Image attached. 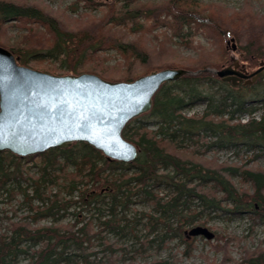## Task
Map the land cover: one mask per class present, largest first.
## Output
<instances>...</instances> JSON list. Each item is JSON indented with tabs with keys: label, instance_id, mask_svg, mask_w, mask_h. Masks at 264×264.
Masks as SVG:
<instances>
[{
	"label": "trees",
	"instance_id": "1",
	"mask_svg": "<svg viewBox=\"0 0 264 264\" xmlns=\"http://www.w3.org/2000/svg\"><path fill=\"white\" fill-rule=\"evenodd\" d=\"M77 1L89 8L102 7V16L90 20L82 29H73L62 26L56 17L35 5L0 0V45L11 51L23 66L34 68L38 63L51 62L57 64L53 69L57 74L90 72L106 79L112 74L108 75L98 62L103 59L102 53L114 50L124 61L122 66H117L124 70L119 76L122 82H131L155 68L141 74L135 71L136 65L149 64L151 52L146 46H140L137 38L117 34L121 30H127L132 36L164 28L162 33L169 30L172 37L192 46V34L206 27L208 32H228L243 54L241 61L248 62L249 66L255 67L259 60H264V16L248 6L233 11L231 19L224 16V11L219 15L225 18L214 19L215 14L204 17L203 0ZM74 5L73 11L78 7ZM228 21L235 28L221 30ZM16 23L29 25V35L11 43L6 31L8 25ZM32 27L42 28L48 34L37 46L30 45L32 38L39 39ZM177 63L197 74L162 85L153 98L151 110L125 126L123 137L140 149L133 162L107 160L84 143H74L67 149L51 148L28 157L0 153V201H10L20 195V204L25 205L29 213L17 221L6 217L7 225L0 232V264H20L23 260L25 264H124V256L95 260L91 247L95 239H102L101 233L106 229L118 235L127 233L126 216L116 219V212L127 210L133 197L141 194L153 203V214H139L138 220L147 219L144 224L147 233L162 231L158 233L161 235L158 247L165 239L179 238L183 227L194 223L206 210H219L231 217L247 214L252 226L264 222V168H247L244 164L209 167L198 159L172 155L167 149L168 146L182 151L190 149L192 154H198L216 147V150H230L234 154L242 150L264 153V111L259 119L231 122L236 114L254 113L255 103H264V75L252 85H230L204 72L213 66L210 59ZM169 65L173 66L172 63L165 66ZM204 85L213 91L209 92ZM199 101L206 102L202 115L182 114L185 106ZM147 119H152L157 128L149 129ZM232 177L248 186L250 192L247 187L238 188ZM101 183L106 188L105 193H102L103 188L98 192L90 190ZM158 186L168 192L164 196L154 194ZM193 200L201 207L200 211L190 208ZM82 207L97 213L95 232L92 217L87 221L79 218ZM105 208L109 216L101 220ZM67 215L74 217L72 224L60 225L58 222ZM44 220L51 223L39 224ZM172 221L179 223L173 226ZM206 223L204 220L201 224ZM152 242L154 240L149 241ZM147 243L141 242L140 249ZM186 244L185 253L189 255L193 242ZM221 249L224 258L220 264H264L262 249L244 250L239 261L230 258L225 245L218 244L216 251Z\"/></svg>",
	"mask_w": 264,
	"mask_h": 264
},
{
	"label": "rangeland",
	"instance_id": "2",
	"mask_svg": "<svg viewBox=\"0 0 264 264\" xmlns=\"http://www.w3.org/2000/svg\"><path fill=\"white\" fill-rule=\"evenodd\" d=\"M14 1L35 5L44 12L56 17L62 26L73 29H82L90 22V20H97L103 14V9H101L102 7H85L83 3L78 2L77 0ZM97 1L106 2V0ZM151 1L158 2L160 0ZM74 4H78V7L73 11L72 8L75 7ZM201 5L205 7V13H203L204 17L208 18L210 15L215 14L216 16H212L214 19H216L217 16L221 18H225L224 16H229L231 19L235 14H233V11H237V9L243 5L244 7H250L253 12L255 11L259 15L264 16V0H203L201 1ZM221 11H224L226 14L224 16L219 15ZM29 27V25L23 26L21 23H16L15 25L10 24L7 27L6 36L10 39L11 43H14L17 39H21L22 37L29 35ZM231 28L233 29L235 26L231 24L230 21H228L221 30L225 31ZM35 31L38 34L36 38L39 37V39L34 40V38H32L31 43L29 42L32 46H37L39 41H44L46 38H48V34L44 29L32 27V32ZM163 31L164 28H158L156 30H152L151 32L147 30L143 34L132 36L127 30H121L120 32H117V34L121 35L122 37L125 36L129 39L137 38V43L140 46H146L151 52V55L149 56V64L147 66H141L140 64L135 66V71L137 70L139 74L153 68H155L154 70H160L167 67L184 69V66L179 65L177 62L191 64L197 60L203 61L205 59H210L211 63H213L211 68L209 67L206 69L218 70L222 66H227L231 62V56L239 59L238 54H233L230 50V47L226 45V41L229 40V38H233L228 32L225 34H223L220 30L216 31L217 33L208 32L207 28L205 27L204 31L199 30L197 33L192 34L190 37L191 39L193 38V43L191 46L184 44V42L180 41L175 36L172 37L169 30L165 31V33H162ZM234 32L236 33V31ZM187 41L188 39L186 42ZM101 55L103 59L98 63L100 64L101 68H106L108 75L112 74V77L106 79L99 75L98 76L109 81H119V76L121 75V72H124V70L122 67L117 68V66H122L124 61L114 50H109L102 53ZM258 62L255 67H251L249 66L248 62L241 61V63L245 65L248 73L257 70L259 65ZM166 63H172L173 66H165ZM56 65L57 64H53L51 62H43L35 65L33 69L50 74H57L58 72L56 70L55 72L53 71V69L56 68ZM188 71L193 72L191 70ZM208 73L213 74L209 71ZM140 76H142V74ZM259 79L260 77L256 81ZM256 87L259 88L260 86ZM204 88H206L209 92L213 91V88H208L207 85H204ZM254 106L257 107L254 113L251 115L236 114L231 122H246L250 118L259 119L264 111V103H255ZM205 109L206 102L199 101L185 106L182 110V114L188 117L200 116L203 114ZM147 126L151 130L157 128L156 123L152 119H147ZM167 149L172 155L183 159H198V161L204 162L209 167L244 164L247 168H264V153H261L258 150H242L238 152V154H234L230 150H216V147H212L205 152L203 151L202 153L192 154V151H189L190 149L182 151L171 146H168ZM192 156L194 158H192ZM33 170H35V168H33ZM128 173L130 174L131 171H128ZM232 182L240 189L247 187L246 189L250 192L248 186H244L237 177H232ZM101 188H103L102 193H105L106 191L104 190L106 188L102 183L95 186L94 189L93 187H90V190L92 189L98 192L101 190ZM167 192L168 189L163 186H158L153 190V193L158 196H164ZM21 200V196L18 195L10 201H6L5 199L0 201V218L2 219L0 221V232L3 231L4 227L7 225L6 217H10L12 221H17L20 218L29 215L26 206L20 204ZM196 202V200H193V204L190 206V208L193 211L198 212L201 210V207L198 206ZM82 208L81 217L79 218H83L84 221H87L90 217H92V231L95 232V230L98 229V220L96 219L98 217L97 213H95L93 210L88 211V209L85 207ZM152 208L153 203L147 201L141 194L137 198L133 197V203L129 204L127 210L120 211L118 209L116 212V219L125 215L126 220L129 222H127V233L124 232L123 235H118L111 233L108 229L103 231L101 233L102 239L97 238L93 241L91 251L95 254V257L92 258L95 260L104 261L105 259H117L124 256L126 257V259L123 258L124 261H122L124 264H147L162 261H170L172 264H206L207 262H215L216 264H220L223 261L224 254L222 249L216 251L218 244L223 246L225 245L228 255L234 261L241 260L244 255V250L250 252L259 249L264 250V222L252 226L251 218L247 214L231 217L229 213L220 212L219 210H206L197 217L196 222H194L192 226L183 228V230H186L194 226L206 227L215 234L214 239L206 240L203 237H189V239H185L184 243L181 244L178 238H174L165 241L162 243L163 246L158 247L159 239L161 238V235L158 236V233L162 231L157 230L152 233H147L146 227L144 226V224L147 222V219L143 218L140 221L138 220L139 214H146L147 216L153 214ZM72 211L73 208L69 209V212ZM108 216L109 212L107 208H105L102 212L101 217L103 218H101V220L106 219ZM204 220L207 222L206 225L201 224ZM73 221L74 217L72 215H67L58 223L62 226H65L72 224ZM50 223V220L39 222V224L42 225H49ZM178 223L179 222L172 221L173 226L178 225ZM227 237H232L233 239H228L227 241L225 239ZM150 240H154V242L149 243ZM144 241H148V243L143 245L140 249V243ZM190 241L193 242V247L191 248L189 255H184L185 250L188 248L186 246V242L188 243ZM129 258L130 260H128ZM25 263L26 261L23 260L20 264Z\"/></svg>",
	"mask_w": 264,
	"mask_h": 264
},
{
	"label": "water",
	"instance_id": "3",
	"mask_svg": "<svg viewBox=\"0 0 264 264\" xmlns=\"http://www.w3.org/2000/svg\"><path fill=\"white\" fill-rule=\"evenodd\" d=\"M226 45L233 54L237 51L233 38ZM208 71L232 85H252L264 74V61L248 73L231 56V64ZM196 74L167 67L131 82L109 81L87 72L50 74L18 64V58L0 45V153L28 157L84 143L107 160L133 162L140 149L123 137L125 126L151 110L162 85ZM187 233L188 237L214 238L203 226Z\"/></svg>",
	"mask_w": 264,
	"mask_h": 264
},
{
	"label": "bare ground",
	"instance_id": "4",
	"mask_svg": "<svg viewBox=\"0 0 264 264\" xmlns=\"http://www.w3.org/2000/svg\"><path fill=\"white\" fill-rule=\"evenodd\" d=\"M242 54V53H241ZM243 55V54H242ZM261 61H263V60H259V62L258 63H260ZM229 64H231V62L229 63ZM228 64V65H229ZM259 66V65H258ZM215 75V74H214ZM264 75V74H263ZM216 76V75H215ZM217 77V76H216ZM218 78V77H217ZM218 79H220V78H218ZM221 80V79H220ZM222 81V80H221ZM223 82V81H222ZM224 83H228V84H230V85H232L230 82H224ZM239 84H241L242 85V83H239ZM244 86V85H243ZM246 86V85H245ZM194 222H196V220L194 221ZM194 223H192V224H190V225H187V226H184L183 228H186V227H188V226H192ZM195 227V226H194ZM191 228H193V227H191ZM190 228V229H191ZM190 229H186V230H181V232H180V236H179V238L176 236V238H178L179 240H180V243L181 244H183V242L185 241V239H189V237H188V231L190 230ZM214 236H215V234H214ZM197 237H202V236H197ZM193 238V237H192ZM204 238V237H203ZM172 239H174V238H172ZM204 239H206V238H204ZM214 239V238H213ZM167 240H170V239H165L164 240V242L165 241H167ZM207 240V239H206ZM164 242H162V243H164ZM163 246V245H162ZM186 252V251H185ZM184 252V255H186V253Z\"/></svg>",
	"mask_w": 264,
	"mask_h": 264
},
{
	"label": "flooded vegetation",
	"instance_id": "5",
	"mask_svg": "<svg viewBox=\"0 0 264 264\" xmlns=\"http://www.w3.org/2000/svg\"><path fill=\"white\" fill-rule=\"evenodd\" d=\"M241 64V63H240ZM246 69V68H245Z\"/></svg>",
	"mask_w": 264,
	"mask_h": 264
}]
</instances>
